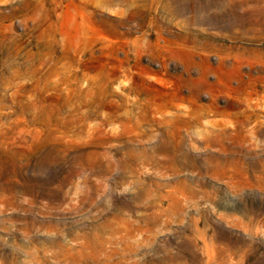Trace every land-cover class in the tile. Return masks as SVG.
Here are the masks:
<instances>
[{"label":"rangeland","instance_id":"1","mask_svg":"<svg viewBox=\"0 0 264 264\" xmlns=\"http://www.w3.org/2000/svg\"><path fill=\"white\" fill-rule=\"evenodd\" d=\"M0 264H264V0H0Z\"/></svg>","mask_w":264,"mask_h":264}]
</instances>
